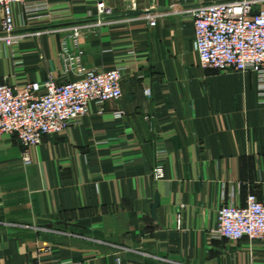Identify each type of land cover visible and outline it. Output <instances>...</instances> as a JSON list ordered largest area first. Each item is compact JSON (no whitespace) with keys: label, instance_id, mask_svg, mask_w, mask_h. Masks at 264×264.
<instances>
[{"label":"crops","instance_id":"1","mask_svg":"<svg viewBox=\"0 0 264 264\" xmlns=\"http://www.w3.org/2000/svg\"><path fill=\"white\" fill-rule=\"evenodd\" d=\"M97 1L15 5L18 37L0 38V78L18 88L126 68L121 98L64 131L0 137V264H264V241L212 234L223 202L264 199L261 82L202 67L194 46L190 9L215 0Z\"/></svg>","mask_w":264,"mask_h":264},{"label":"built area","instance_id":"2","mask_svg":"<svg viewBox=\"0 0 264 264\" xmlns=\"http://www.w3.org/2000/svg\"><path fill=\"white\" fill-rule=\"evenodd\" d=\"M32 0H0V38L7 45L18 36L14 33L15 5H28ZM96 10L111 12L105 0H98ZM193 19L194 46L202 67L237 72L253 71L264 90V0H215L190 9ZM150 26L156 24L160 12L142 13ZM74 36L78 30L74 27ZM72 60V57H68ZM125 67L108 70H85L72 81H57L49 73L44 81L12 86L0 78V137L15 135L23 147L41 143L46 135L64 131L88 114L90 104L102 109L104 103L121 98V79ZM146 95L150 89L144 88ZM122 112L120 111L119 114ZM23 161H30L27 152ZM156 175L161 176L159 169ZM180 223V215H177ZM218 225L213 236L228 240L264 241V199L249 194L244 206L231 201L219 207ZM59 264H75L71 260Z\"/></svg>","mask_w":264,"mask_h":264}]
</instances>
